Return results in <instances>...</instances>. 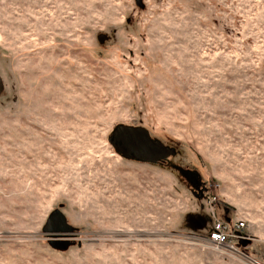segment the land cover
I'll return each mask as SVG.
<instances>
[{
  "label": "rangeland",
  "instance_id": "374dc122",
  "mask_svg": "<svg viewBox=\"0 0 264 264\" xmlns=\"http://www.w3.org/2000/svg\"><path fill=\"white\" fill-rule=\"evenodd\" d=\"M0 80V264H264V0H0ZM118 125L174 155L123 158Z\"/></svg>",
  "mask_w": 264,
  "mask_h": 264
},
{
  "label": "water",
  "instance_id": "95a60500",
  "mask_svg": "<svg viewBox=\"0 0 264 264\" xmlns=\"http://www.w3.org/2000/svg\"><path fill=\"white\" fill-rule=\"evenodd\" d=\"M139 1L137 0V3ZM1 91L0 80V93ZM107 139L116 153L125 159L155 164L156 162H163L171 155H174V151L171 148L164 146L156 139L150 138L148 131L143 127L118 125L112 130ZM180 174L190 182L195 190H198L197 179L190 172L180 170ZM189 221L196 228L204 225L202 218L198 220L190 219ZM42 227V234L48 236L51 248L56 251H66L69 248L71 245L70 241L63 239L62 236H71L75 233V230L66 223V218L62 212L58 209L51 211Z\"/></svg>",
  "mask_w": 264,
  "mask_h": 264
},
{
  "label": "built area",
  "instance_id": "2783aa9c",
  "mask_svg": "<svg viewBox=\"0 0 264 264\" xmlns=\"http://www.w3.org/2000/svg\"><path fill=\"white\" fill-rule=\"evenodd\" d=\"M241 227H243V224L241 222L235 223L231 227V225H229L228 223L220 220H215L208 234V242L214 247H223L237 252V250L233 248L231 242L239 238L236 233Z\"/></svg>",
  "mask_w": 264,
  "mask_h": 264
},
{
  "label": "flooded vegetation",
  "instance_id": "af4514ba",
  "mask_svg": "<svg viewBox=\"0 0 264 264\" xmlns=\"http://www.w3.org/2000/svg\"><path fill=\"white\" fill-rule=\"evenodd\" d=\"M165 161V160H164ZM159 162V163H161V164H164L165 162ZM190 174H192L193 176H194V178L196 179V175L194 174V173H190ZM189 182V181H188ZM190 183V182H189ZM195 183V182H194ZM197 185L199 186L198 187V190L200 189H202V184H200V181L197 179Z\"/></svg>",
  "mask_w": 264,
  "mask_h": 264
},
{
  "label": "bare ground",
  "instance_id": "6f19581e",
  "mask_svg": "<svg viewBox=\"0 0 264 264\" xmlns=\"http://www.w3.org/2000/svg\"><path fill=\"white\" fill-rule=\"evenodd\" d=\"M243 258H245V259H247V260H249V261H251L248 257H244V256H242ZM251 262H253V261H251ZM254 263V262H253ZM256 264V263H255Z\"/></svg>",
  "mask_w": 264,
  "mask_h": 264
}]
</instances>
